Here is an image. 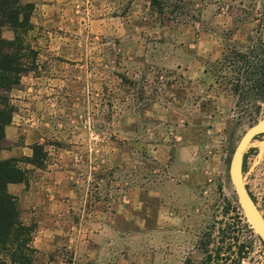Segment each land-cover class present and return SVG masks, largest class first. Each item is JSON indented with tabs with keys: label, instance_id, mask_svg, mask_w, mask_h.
I'll return each mask as SVG.
<instances>
[{
	"label": "rangeland",
	"instance_id": "1",
	"mask_svg": "<svg viewBox=\"0 0 264 264\" xmlns=\"http://www.w3.org/2000/svg\"><path fill=\"white\" fill-rule=\"evenodd\" d=\"M22 1L37 56L11 93L6 150L26 174L9 192L35 264H264L229 175L264 104L245 113L223 67L229 48L264 43V0H164V14L148 0ZM36 145L41 169L26 161ZM251 146L245 184L264 216V135Z\"/></svg>",
	"mask_w": 264,
	"mask_h": 264
},
{
	"label": "trees",
	"instance_id": "2",
	"mask_svg": "<svg viewBox=\"0 0 264 264\" xmlns=\"http://www.w3.org/2000/svg\"><path fill=\"white\" fill-rule=\"evenodd\" d=\"M152 8L160 14L168 9L164 0H148ZM33 4H25L22 0H0V32L9 28L14 39L2 38L0 33V154L8 148L6 130L13 123L16 108L11 93L18 89L22 79L32 72L30 61H35L37 54L25 40L32 31ZM235 76L232 92L245 106L249 115L259 114L264 104V43L253 41L247 47H231L224 56V65ZM33 156L26 159L35 168L43 167V146H34ZM246 167L244 165V172ZM25 172L19 167L17 159L2 160L0 158V261L4 264H35L37 251L33 247L32 227L21 222L20 208L17 199L10 194L9 186L23 184ZM239 219L246 222L241 208H236ZM244 228L254 235L246 222ZM219 252L221 251L218 249ZM205 264H225L229 258L220 253L206 252ZM241 255V254H240ZM242 258L232 261L241 264Z\"/></svg>",
	"mask_w": 264,
	"mask_h": 264
},
{
	"label": "water",
	"instance_id": "3",
	"mask_svg": "<svg viewBox=\"0 0 264 264\" xmlns=\"http://www.w3.org/2000/svg\"><path fill=\"white\" fill-rule=\"evenodd\" d=\"M258 135H264V120L251 127L238 144L231 163L230 180L235 188L238 204L256 236L264 243V216L245 184L244 156Z\"/></svg>",
	"mask_w": 264,
	"mask_h": 264
},
{
	"label": "crops",
	"instance_id": "4",
	"mask_svg": "<svg viewBox=\"0 0 264 264\" xmlns=\"http://www.w3.org/2000/svg\"><path fill=\"white\" fill-rule=\"evenodd\" d=\"M13 133L14 132L11 130V127H8L6 130L7 141H11L13 144H15L16 140L18 138V135H17V133L16 134H13ZM18 150L19 149L17 147H13L11 150L2 151L0 154V157L2 160L17 159L20 156V154L17 152ZM32 156H33V153L32 154H26L27 159L32 158ZM12 186H14V185L9 186V190L12 188Z\"/></svg>",
	"mask_w": 264,
	"mask_h": 264
}]
</instances>
